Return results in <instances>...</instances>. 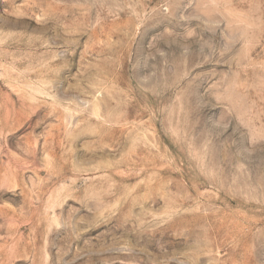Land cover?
I'll list each match as a JSON object with an SVG mask.
<instances>
[{"label":"rangeland","instance_id":"1","mask_svg":"<svg viewBox=\"0 0 264 264\" xmlns=\"http://www.w3.org/2000/svg\"><path fill=\"white\" fill-rule=\"evenodd\" d=\"M0 264H264V0H0Z\"/></svg>","mask_w":264,"mask_h":264}]
</instances>
